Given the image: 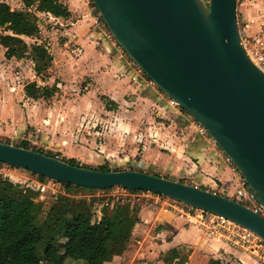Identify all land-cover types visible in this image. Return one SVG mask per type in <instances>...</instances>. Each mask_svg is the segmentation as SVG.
Masks as SVG:
<instances>
[{
  "label": "water",
  "instance_id": "water-1",
  "mask_svg": "<svg viewBox=\"0 0 264 264\" xmlns=\"http://www.w3.org/2000/svg\"><path fill=\"white\" fill-rule=\"evenodd\" d=\"M236 1L93 0L123 51L205 128L264 207V72L240 42ZM0 162L81 187L153 191L221 215L264 240V214L206 188L137 169L75 165L3 141Z\"/></svg>",
  "mask_w": 264,
  "mask_h": 264
},
{
  "label": "crops",
  "instance_id": "crops-1",
  "mask_svg": "<svg viewBox=\"0 0 264 264\" xmlns=\"http://www.w3.org/2000/svg\"><path fill=\"white\" fill-rule=\"evenodd\" d=\"M59 1L67 6L70 13L63 19L66 27L59 34L64 37L62 48L72 43L82 47L78 57L73 56L68 48L64 49L63 56L68 61L65 71L70 65L73 74L89 77L86 86L89 93L99 92L117 101L132 90L143 97V89H148L149 84L142 73L128 62L116 40L109 36L90 0ZM263 8L264 0L236 1L238 22L247 27L249 34L259 29ZM51 54L56 56V52ZM24 85H8L2 89L0 80V141L33 138L36 145L43 148L70 152V158L90 155L84 146L67 149L68 146L62 143L63 136L52 126V120L46 119L43 111L38 113L35 106H30ZM150 89L154 90L151 86ZM172 115L175 119L176 113L172 112ZM184 120L188 122L181 116V122ZM174 122L178 123V129L184 128V131L172 139L171 148L167 151H146L150 162L141 163L132 152L99 154L98 161L106 159L113 165L137 164L141 171H144L141 166L152 165L166 171V177L185 178L189 184L223 195L231 191L238 172L224 162L218 146L207 136H199L189 122L188 125L177 120ZM135 208L127 211V217L135 222L125 245L103 264H210L213 260L222 264H260L247 252L223 239H215L183 213L149 206L138 205ZM165 256L169 259L164 260Z\"/></svg>",
  "mask_w": 264,
  "mask_h": 264
},
{
  "label": "rangeland",
  "instance_id": "rangeland-1",
  "mask_svg": "<svg viewBox=\"0 0 264 264\" xmlns=\"http://www.w3.org/2000/svg\"><path fill=\"white\" fill-rule=\"evenodd\" d=\"M0 1L6 2L11 9L24 8L21 0ZM203 1L208 5V0ZM90 2V5L95 6L93 0ZM37 17L38 31L34 37H26L25 41L28 44L34 42L42 44L50 54L56 52V56L51 54L52 60L46 73L43 76H37L33 70V62L29 57L6 58L5 49L0 45L2 89L7 88L8 85L12 87L35 80L41 88L39 93L42 94L35 98L29 97L30 106H35L38 113L43 111L44 117L52 120V126L59 130L58 132L63 136L62 143L68 146V150L83 146L89 149L86 152L90 155H81L76 159L81 165L96 169L106 161L111 169H129L128 166L138 169L137 164L113 165L106 159L105 161H98V156L99 154L112 153L117 155L132 152L135 153L136 158L141 160V163L150 162V159L146 157V151H167V148H171L172 139L184 131V128H182L183 131L177 128L178 123L174 122L176 119H174L172 112L178 113L180 118L183 116L187 119L189 125H192V130H197L200 127L190 114L182 111L176 102L147 79L146 83L149 84V88L151 86L154 90L143 89L141 94L143 97L138 96L132 90L120 96L117 101L99 92L94 93L92 91L89 93L90 91L86 89L87 83L90 81L89 77L73 74L70 65H68V71H65L68 61L64 58L63 52L65 48L69 49L73 43L62 48L64 37L59 34L66 27L63 19H66L68 15L60 17L37 12ZM0 32H2L1 29ZM44 89L48 90L49 93H45ZM162 101L168 102L171 106H163ZM206 136L211 138L208 134ZM3 142L14 145L23 143V141L19 142L15 138H8ZM175 144L174 142L173 145ZM26 145L29 147V144ZM34 148H39L44 152L48 151L51 156H58L62 159L70 158L68 157L70 152L64 153L60 149L43 148L39 145ZM140 169L187 183L185 178L166 177L168 175L166 171L156 169L152 165H143ZM0 175L14 184H19L22 188L32 189L34 199L42 203V215L53 202L59 201L60 198H63L61 204L68 212L71 210L73 202L84 199L92 212V219L97 220L109 212L112 204L117 203L114 201L111 204L112 192L115 190L66 188L62 182L52 181L46 177L41 178L36 173L12 165L8 168L0 166ZM121 204H127L128 209L134 208L135 210L138 205L139 207L149 206L162 208V210H175L174 201L162 194L158 197L150 195L129 196L128 200ZM215 239L219 238L215 237ZM64 264L80 263L75 260H66Z\"/></svg>",
  "mask_w": 264,
  "mask_h": 264
},
{
  "label": "trees",
  "instance_id": "trees-1",
  "mask_svg": "<svg viewBox=\"0 0 264 264\" xmlns=\"http://www.w3.org/2000/svg\"><path fill=\"white\" fill-rule=\"evenodd\" d=\"M21 1L23 9H11L6 2L0 1V45L5 49L6 58L29 57L33 62L35 75L43 76L52 56L44 45L35 42L28 44L24 37L36 35L37 12L64 17L69 15V11L59 0ZM100 19L102 20L101 17ZM116 44L119 45L117 42ZM139 70L145 79L151 81L140 68ZM40 90L36 81L24 85V92L28 97L41 95ZM43 91L49 93L46 89ZM162 105L171 106L163 101ZM182 111L185 112L183 109ZM179 118L177 113V122L188 124L186 120L181 122ZM31 140L34 141L33 138ZM26 144L27 141H23L19 146L28 148ZM32 149L44 152L39 148ZM44 153L50 155L48 151ZM63 160L81 165L75 158ZM96 169L114 170L108 167L106 161ZM63 184L66 188L81 187L72 183ZM62 199L53 202L42 215V203L34 199L32 189L22 188L0 175V264H64L66 260L79 261L80 264H103L117 248L125 245L135 222L127 217V204H112L109 212L97 220L92 219V212L84 199L73 202L69 212L63 208ZM167 259L169 257L165 256L164 260ZM210 264L222 263L213 260Z\"/></svg>",
  "mask_w": 264,
  "mask_h": 264
},
{
  "label": "built area",
  "instance_id": "built-area-1",
  "mask_svg": "<svg viewBox=\"0 0 264 264\" xmlns=\"http://www.w3.org/2000/svg\"><path fill=\"white\" fill-rule=\"evenodd\" d=\"M237 25L240 34V42L243 48L245 49V52L247 53L251 61L264 72V8L262 10L259 29L253 34H249L247 32V27L241 25L238 22V19H237ZM109 36L113 37L111 33ZM69 51L73 56L78 57L82 53V47L78 44H72L69 47ZM123 55L132 66H134L137 70H139V67L136 65V63L131 58H129V56L125 52H123ZM198 125L200 126L199 128H197L198 133L201 134L202 136H206V134L208 133L206 132L205 128L201 124ZM209 139L211 140V142H213V144H216L212 138ZM17 140L19 142L27 141V144H29L28 148L31 149L36 146V142L31 139H26L24 137H21L18 138ZM218 150L222 154L224 162L232 166L233 169H235L238 172V175L235 178V183L233 184L234 186L233 189L231 191L225 192L224 195L230 199H233L239 203L244 204L253 211L263 215L264 207L258 200L256 194L248 186L246 180L239 173L232 160L222 151V149L219 146H218ZM54 157L60 158L58 156H54ZM0 166L5 168L10 167L9 164L4 162H0ZM51 180L54 181L53 179ZM95 189L99 191H103V189H109L113 191L115 190L114 192H112L113 198L111 204L114 201L119 203L127 201L129 196L138 197L140 195L141 196L150 195V196L158 197L159 195H161L159 193H155L149 190H142V189L134 190L122 186H113L108 188H95ZM170 199L174 201L175 203L174 207L175 210L177 209L176 210L177 212L187 215L190 220H193L194 222L198 223L205 230L206 233L210 234L213 237H218L219 239H223L225 242L229 243L230 245L236 246L237 248L252 255L254 258L258 260L260 264H264V240L261 237H259L256 233H254L252 230L241 224L231 221L221 215L204 211L202 209L178 201L174 198H170Z\"/></svg>",
  "mask_w": 264,
  "mask_h": 264
}]
</instances>
